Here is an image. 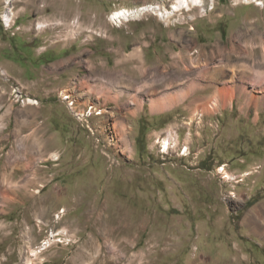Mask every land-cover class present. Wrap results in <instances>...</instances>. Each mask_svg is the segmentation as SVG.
<instances>
[{"label":"rangeland","instance_id":"374dc122","mask_svg":"<svg viewBox=\"0 0 264 264\" xmlns=\"http://www.w3.org/2000/svg\"><path fill=\"white\" fill-rule=\"evenodd\" d=\"M7 1L0 179L29 174L17 161L5 174L20 149L38 179L0 212V264L23 263L31 247L36 264H264V235L249 224L264 225V3L238 6L254 24L228 29L221 13L244 0L120 26L115 10L178 0ZM169 129L179 136L166 149Z\"/></svg>","mask_w":264,"mask_h":264},{"label":"bare ground","instance_id":"6f19581e","mask_svg":"<svg viewBox=\"0 0 264 264\" xmlns=\"http://www.w3.org/2000/svg\"><path fill=\"white\" fill-rule=\"evenodd\" d=\"M244 2H246V3H250V2L253 3L254 2L255 4H259V5H263V3H264L261 0H244ZM7 4L10 7L11 6V0H8ZM191 5L202 6V5H204V3H203V0H178L176 2V4L172 7V9L157 8L156 6L151 5V4L144 5L143 7H139L138 6V7H135V8H122V9H118V10L113 11L111 13V15H110V19L115 24H117L118 26L123 24V22H125V21H130L131 19H135V18L141 16L145 12H154L156 15H161L163 18L167 19L171 15H173L176 12L180 11L181 9L187 8L189 10ZM8 9L9 10L6 12L4 17H5L6 22L10 25V22L12 21V11H11L10 8H8ZM39 25H40V27H42L43 23L41 22V23H39ZM200 100L202 102L204 100V98L201 97ZM28 102L35 103V100L29 98ZM196 102H197V99H193L191 101V104H196ZM163 103H165V102H162V104H160L159 101L155 102L154 105H153V108L154 109H160V107L165 106V104H163ZM202 104L205 105L204 102H202ZM167 132H168V137L165 138V140H164V147L166 149L170 146V144H172V142H177L178 141V136H179L178 133H173V131L171 129H169V131H167ZM35 147L38 150H41V148L43 146H41V142L39 141L35 145ZM14 153H15V151L11 150L6 155V162H5L4 169L7 172H5V174L8 173L9 167H11V166H13L15 164V161H17V163L19 162V164H24L25 165L24 171H28L29 174H27L26 176L21 178L19 180V183L13 181V179H11L10 177H7L6 175H5L6 177H4V176L1 177V179H0V208H1L0 212L1 211L4 212L5 208H8V207L11 206V204H15L18 201H20V199L18 197L27 196L28 192H27L26 189H29L28 188L29 184L36 182L37 179H38V178L35 179V178H31L30 177V175H33V172H34L32 154H31L30 150H28V153H27L26 150L20 149V152L18 154L16 153V158H13ZM51 157L54 160H58L59 159V154L56 153V152H53L51 154ZM20 169H21V167H20ZM31 171H33V172L31 173ZM224 171H225V169H224ZM225 174L227 175V178H229V179L233 176V175H230L228 171H226ZM39 193L41 194L40 191H39ZM40 194L38 196H40ZM38 199H40V198H38ZM38 202H39V205L37 206V208L35 210V213H36V215L38 217H39V215L40 216H44L45 215V210H44V205H43L44 201L40 200ZM60 215L61 214H59V217H60ZM257 217H258V215H257ZM248 220H249V218H248ZM249 221H250L249 224L251 225V229L257 231V234L259 233L260 235H264V225L261 222L259 223L260 224L259 225L254 218H250ZM257 224L259 225L258 227H257ZM2 229H5L4 228V224L0 223V231ZM33 236H34V232H32L31 228H28L25 231V236L24 237H29V240H30L29 243H30V242L34 241L33 239H31V237H33ZM30 244H32V243H30ZM31 251H32V254L28 255L27 257H25V260L21 264H36V259L39 258L38 251H36L35 248L33 249V247H31ZM6 261H8V258H7ZM201 263H203V262H201ZM2 264H4V263H2Z\"/></svg>","mask_w":264,"mask_h":264},{"label":"crops","instance_id":"0c3cea01","mask_svg":"<svg viewBox=\"0 0 264 264\" xmlns=\"http://www.w3.org/2000/svg\"><path fill=\"white\" fill-rule=\"evenodd\" d=\"M250 4L251 3H246V2L239 3V4H235L234 7H233V13L232 14L231 13H228L226 10L223 11L224 12L223 14L221 13V16H224V15L227 16V19L225 21H227L229 23V25L228 24L226 25V27L228 29H230L232 23L233 22H236V21H239V22L240 21H243V22H245V21H249V22L252 21L253 22L252 24H254V19H255L254 18L255 17L254 12L253 13H250L249 15H244L241 20H238L239 19V17H238L239 16V13H236V11H235V9L238 6H240V5H250ZM224 5L225 4L223 3L221 6H224ZM256 10H257V7L254 5V11H256Z\"/></svg>","mask_w":264,"mask_h":264}]
</instances>
